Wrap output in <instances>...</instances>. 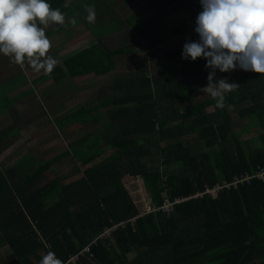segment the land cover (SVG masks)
I'll list each match as a JSON object with an SVG mask.
<instances>
[{
    "label": "trees",
    "instance_id": "obj_1",
    "mask_svg": "<svg viewBox=\"0 0 264 264\" xmlns=\"http://www.w3.org/2000/svg\"><path fill=\"white\" fill-rule=\"evenodd\" d=\"M180 1L181 5L163 16L197 0ZM47 2L50 6L59 2L53 8L63 14L76 12L66 0ZM151 8L154 12L153 7L140 11L134 27ZM162 30H153L154 37L144 44L137 41L108 52L96 46L65 61L72 76L103 75L116 70L115 56L135 53L140 47L148 52L139 71L114 79L108 91L96 93L99 101L91 108L73 113L72 124L85 114V124L100 123L105 110L103 139L115 153L87 167L75 183L64 186L56 179L51 206L41 204L34 213L28 207V214L13 211V220L26 224L10 228L14 224L8 222L0 228L10 248L5 264H33V258L39 262L48 251L66 264L107 229L133 218H137L134 223L92 246V258H82L77 264H264V184L260 181L225 189L215 199L205 196L184 201L170 215L140 216L126 188V177L143 178L152 203L160 206L165 194L171 200L189 198L264 167V74L217 71L214 82L223 78L237 84L226 94L225 107L217 108L215 100L201 91L208 83L205 61L183 60L182 48L175 44L162 47ZM67 78L66 71L55 68L39 80H53L60 86ZM210 107L214 110L208 112ZM244 135L252 137L243 139ZM94 147L90 141L87 152L80 155L73 146L75 158L89 157ZM56 160L40 167V175ZM30 218L35 221L33 226ZM38 232L50 243V250Z\"/></svg>",
    "mask_w": 264,
    "mask_h": 264
},
{
    "label": "crops",
    "instance_id": "obj_2",
    "mask_svg": "<svg viewBox=\"0 0 264 264\" xmlns=\"http://www.w3.org/2000/svg\"><path fill=\"white\" fill-rule=\"evenodd\" d=\"M69 2H72V0ZM76 7L78 9L75 14L79 16L84 6L79 5ZM96 21L95 19L94 22ZM77 22L79 24H73ZM143 22L141 21V24ZM80 23L84 26L86 20L76 17L67 25L52 30L45 29V35L52 43L57 33L63 32L71 26H81ZM144 24L147 23L144 22ZM150 28L146 29L145 27L142 29L143 31H140L144 41L154 37L153 30H160L158 29L160 27L157 29ZM122 29L123 33L120 35V39H123L121 41L122 47L135 44L137 40L134 32L136 31L134 22L131 25L129 24L127 28ZM163 30L162 38L165 41L168 30L164 27ZM97 35L92 36L94 39L99 40L104 38L102 34L101 36ZM163 45H165V42L162 43ZM122 47L118 46L117 49ZM138 51L131 55L138 54ZM118 69L119 67L116 66L113 74L117 75L113 80L130 74H121ZM40 78L41 76L34 72L26 62L22 66L12 64L9 62V57L0 55V171L2 176L0 177V228L5 227L8 222L14 224L10 228L22 227L26 224L25 220L18 222L17 219L14 221V210L16 214H19V211L20 214L24 212L28 214V207L34 213L41 204H44L45 207L51 206L55 202L52 186L56 179H61L64 186L75 183L84 177L87 167L105 162L115 153L103 139L106 133V123L101 132L96 130V127L91 129L89 127L94 125L92 124L94 122L85 124L84 122L87 121V115L85 114L83 116L79 115V123L72 124L73 113L78 109L91 108L93 103L97 101L96 97H90L85 101H77L79 98H38L41 93ZM47 85L46 87L49 90L55 87L53 80H48ZM52 91L55 92L54 89ZM74 101L77 102L73 104ZM213 110L214 107H210L207 111L211 112ZM103 114L106 117V111L101 112V121ZM241 125L247 126L248 123L241 122ZM76 133H80V135ZM250 133H253V131H250ZM100 136L102 139L97 141ZM251 137L252 135L248 139ZM88 138L96 145L94 147L96 151L89 157L78 161L74 156L75 149H73V146L79 148L80 155L85 154L87 144H90V141L86 142ZM77 141H79L78 147L76 146ZM97 144H99V147H97ZM54 159H58V161L52 163L48 170L40 175V167L44 168L47 162ZM62 166L68 167L64 170ZM57 171H59V174H56ZM127 179L143 180L141 177H126L124 182ZM23 199L25 200L23 201ZM7 218H9V221ZM34 222L30 218L32 226ZM9 254V243L0 236V264L6 263ZM32 261L33 264H39L34 258Z\"/></svg>",
    "mask_w": 264,
    "mask_h": 264
},
{
    "label": "clouds",
    "instance_id": "obj_3",
    "mask_svg": "<svg viewBox=\"0 0 264 264\" xmlns=\"http://www.w3.org/2000/svg\"><path fill=\"white\" fill-rule=\"evenodd\" d=\"M199 4L202 10L194 27L198 39L184 43L181 58L205 61L208 83L201 91L223 109L226 94L237 84L223 78L214 82L217 71L264 74V0H199ZM85 10V20L94 23V7L85 5ZM64 22V14L47 0H0V55L9 57L12 64L26 62L36 73H51L57 60L47 54L50 41L45 27ZM39 264L61 261L48 251Z\"/></svg>",
    "mask_w": 264,
    "mask_h": 264
},
{
    "label": "rangeland",
    "instance_id": "obj_4",
    "mask_svg": "<svg viewBox=\"0 0 264 264\" xmlns=\"http://www.w3.org/2000/svg\"><path fill=\"white\" fill-rule=\"evenodd\" d=\"M66 0V3L70 4V8L73 11H76L78 8L76 6H84L82 13L79 16H76V12L72 15L69 11L64 13L65 22L64 25H67L69 22L74 20L76 17L85 21L86 10L85 5H91L95 9V19L97 20L94 23H89L86 21V24L83 26H71L70 28L66 29L63 32H59L56 34L55 38L53 39L52 43L50 42V48L48 50V55L53 56L57 60V64L54 66L55 68H61L67 73V80L64 81V85L55 86L54 88L50 89L46 86V83H40L41 93L39 94L38 98H79L77 101H85L88 100L90 97H96L97 101H99V94L104 91H108V86L113 83V78L117 74H113V72L105 73L103 75H78L72 76L73 74L68 71L66 68L65 61L73 57V55L85 51L90 50L96 46H103L102 48L105 49L107 52L117 49L118 46H121L120 35H122V28H127L129 24L131 25L134 22L140 11L144 8L153 7L155 11L152 12V8L148 13L142 16L140 19L142 22L144 21L147 23L146 25L141 24L136 27V40L141 44L146 42L144 41L143 35L140 34V31L146 27V29H151L150 27H154L157 29L160 27L163 29L168 30L165 37V45L162 47L168 48L170 45H177L179 48H182L185 42L195 41L198 39L197 34L194 32L195 27V18L197 14L202 10L199 4V0L196 2L189 4L187 6H180V10L170 14L163 16L165 13L169 12L173 8L181 5L180 0ZM80 1V2H79ZM60 3L58 2L55 5H51L50 7H56ZM169 4L166 6L162 12H159V8H162L164 5ZM71 11V10H70ZM74 25L79 24L73 23ZM87 25H93L90 28ZM61 25H49L45 27V29H55L60 27ZM63 26V25H62ZM159 29V28H158ZM160 29V30H161ZM143 31V30H142ZM103 34L104 38L97 39L92 35ZM136 41V42H137ZM99 42V43H97ZM95 45V46H94ZM124 46V45H123ZM126 47V45L124 46ZM123 48V47H122ZM162 48L161 52H164ZM144 47H140L138 54L133 55H124V56H115L114 61L116 63L117 68L119 67L118 71L121 74L127 73H136L138 67L145 66L148 52ZM40 76L45 75L43 70L38 73ZM80 77V78H77ZM52 81V80H51ZM106 88V89H105ZM55 90L53 92L52 90ZM105 89V90H103ZM103 90V91H102ZM45 91L44 93H42ZM101 91V92H100ZM100 92V93H99ZM96 93H99L96 95ZM207 97H199V99L203 100ZM95 99V101H96ZM77 101H74L75 104ZM105 110H103L104 112ZM107 122L105 115L102 116V121L100 124L91 125L89 128L96 127V130L101 132V129L104 127V124ZM80 135V133H76ZM250 135H244L243 139L249 138ZM64 170L68 166H62ZM56 174H59L57 171ZM144 180V179H143ZM142 179H127L125 180V185L127 190L130 192L131 197L135 203V205L140 210V216L142 214L143 208L145 204L150 203L154 205L149 197L146 183ZM134 219V218H133Z\"/></svg>",
    "mask_w": 264,
    "mask_h": 264
},
{
    "label": "built area",
    "instance_id": "obj_5",
    "mask_svg": "<svg viewBox=\"0 0 264 264\" xmlns=\"http://www.w3.org/2000/svg\"><path fill=\"white\" fill-rule=\"evenodd\" d=\"M260 181L264 184V167H259L253 174H246L241 177L235 178L232 183L230 184H224V185H216L213 187H208L204 192H198L196 195L191 196L189 198H177L175 200H171L166 194L163 195V203L160 206L151 205L150 203L145 204V207L143 208L141 216L150 214V213H156V212H162L164 214L170 215L174 212V208L177 204L182 203L184 201L192 200V199H199L203 198L205 196H208L212 199H215L218 197L219 193L225 189H237L239 186H243L245 184H250L252 181ZM137 220V218L131 219L128 222H121L105 231L104 234H102L100 237H97L94 239L90 244L83 246L78 253L71 255L68 262L66 264H77V262L82 258H92V246H95L99 244L100 240H106L113 236L114 232L118 230L119 228L123 227L125 228L128 223H134ZM40 240L44 243L46 249L50 250L51 245L50 243H46L44 239L41 237L40 233L38 232ZM62 264V263H61Z\"/></svg>",
    "mask_w": 264,
    "mask_h": 264
}]
</instances>
